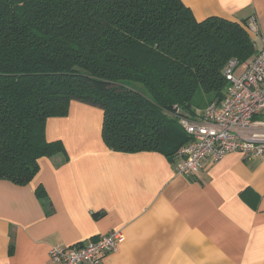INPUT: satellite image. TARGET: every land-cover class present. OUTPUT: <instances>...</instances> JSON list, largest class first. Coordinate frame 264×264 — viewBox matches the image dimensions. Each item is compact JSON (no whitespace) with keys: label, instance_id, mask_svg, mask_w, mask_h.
Returning a JSON list of instances; mask_svg holds the SVG:
<instances>
[{"label":"trees","instance_id":"16d2710c","mask_svg":"<svg viewBox=\"0 0 264 264\" xmlns=\"http://www.w3.org/2000/svg\"><path fill=\"white\" fill-rule=\"evenodd\" d=\"M247 27L197 21L181 0H0V180L25 185L40 158L65 153L45 122L73 100L102 109L110 149L173 159L189 140L178 117L219 101L226 62L255 53Z\"/></svg>","mask_w":264,"mask_h":264},{"label":"crops","instance_id":"0c3cea01","mask_svg":"<svg viewBox=\"0 0 264 264\" xmlns=\"http://www.w3.org/2000/svg\"><path fill=\"white\" fill-rule=\"evenodd\" d=\"M181 1L197 21L253 18L251 37L264 46V0ZM102 119L98 106L71 101L67 115L45 122V139L65 153L40 158L25 185L0 180V264H59L48 256L51 245L112 229L124 241L101 264H264V154L230 152L185 177L175 158L107 147Z\"/></svg>","mask_w":264,"mask_h":264},{"label":"built area","instance_id":"2783aa9c","mask_svg":"<svg viewBox=\"0 0 264 264\" xmlns=\"http://www.w3.org/2000/svg\"><path fill=\"white\" fill-rule=\"evenodd\" d=\"M247 28L257 33L253 18ZM222 74L226 89L219 101L200 110L198 119L178 117L189 136L174 156L178 175L194 176L206 159L215 163L230 152H241L248 158L264 154V46L243 62L229 59ZM123 241V232L112 229L73 245L53 244L48 256L59 264H101Z\"/></svg>","mask_w":264,"mask_h":264},{"label":"rangeland","instance_id":"374dc122","mask_svg":"<svg viewBox=\"0 0 264 264\" xmlns=\"http://www.w3.org/2000/svg\"><path fill=\"white\" fill-rule=\"evenodd\" d=\"M209 97L210 95H200L199 92H197V95L195 96L194 104L203 106Z\"/></svg>","mask_w":264,"mask_h":264}]
</instances>
